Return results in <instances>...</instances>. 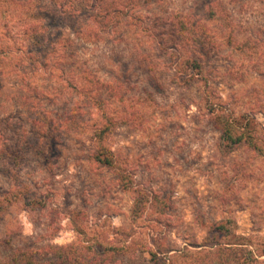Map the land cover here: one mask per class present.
Masks as SVG:
<instances>
[{"label":"rangeland","instance_id":"1","mask_svg":"<svg viewBox=\"0 0 264 264\" xmlns=\"http://www.w3.org/2000/svg\"><path fill=\"white\" fill-rule=\"evenodd\" d=\"M28 258L264 264V0H0V264Z\"/></svg>","mask_w":264,"mask_h":264},{"label":"trees","instance_id":"2","mask_svg":"<svg viewBox=\"0 0 264 264\" xmlns=\"http://www.w3.org/2000/svg\"><path fill=\"white\" fill-rule=\"evenodd\" d=\"M112 9H114V8H112ZM109 8L107 7V9H106V13L104 12V13H101V12H97V13H95L93 16H92V18L94 19V21H95V23L97 24V25H100L101 24V26L100 27H102V25L104 24V23H113V18L112 17H110V15H109ZM117 10H115V12H116ZM104 14V15H103ZM105 15H107V17H110L108 20H105L107 17L105 16ZM116 15V14H115ZM246 118V117H245ZM217 120L219 121L218 123H219V126H221V128H222V131H223V133H224V135H227V137L229 138V140L230 141H237V139L236 140H234V139H232L233 138V132H232V128L234 129V130H241V129H245L246 127H247V125H250V122L249 121H247L245 124L243 123V120L241 121V122H239V121H237V120H234V119H232V118H230L229 120H224V119H222L221 117H218L217 118ZM241 123V124H240ZM242 138L243 139H246V141H252V139L253 138H251V137H247V138H245V135H243L242 134ZM228 141V140H227ZM102 153V152H101ZM102 156H98L96 159H97V161L98 162H100L101 164H103V165H105V166H108V167H112L113 165H114V160H113V158H110L109 156H107V155H105L104 154V152L101 154ZM226 248V247H225ZM220 250H222V248L220 249ZM224 250V249H223ZM252 254V252H247V255H251ZM227 257L228 258H226L227 260L228 259H232V258H234V255L233 254H230V256L229 255H227ZM28 261H29V264H35V262L34 261H32V258H28L27 259ZM14 261V262H13ZM12 261V264H24L23 262H20V261H18V260H13Z\"/></svg>","mask_w":264,"mask_h":264}]
</instances>
